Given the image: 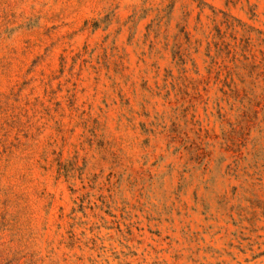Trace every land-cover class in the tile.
<instances>
[{"label": "rangeland", "instance_id": "rangeland-1", "mask_svg": "<svg viewBox=\"0 0 264 264\" xmlns=\"http://www.w3.org/2000/svg\"><path fill=\"white\" fill-rule=\"evenodd\" d=\"M0 264H264V0H0Z\"/></svg>", "mask_w": 264, "mask_h": 264}]
</instances>
